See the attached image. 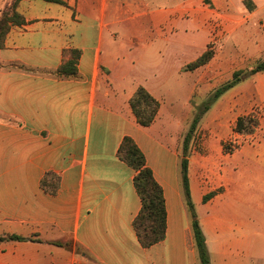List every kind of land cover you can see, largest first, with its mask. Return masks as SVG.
<instances>
[{
	"label": "crops",
	"instance_id": "obj_1",
	"mask_svg": "<svg viewBox=\"0 0 264 264\" xmlns=\"http://www.w3.org/2000/svg\"><path fill=\"white\" fill-rule=\"evenodd\" d=\"M61 1L19 0L25 22L11 25L0 48V264H199L179 176L184 136L178 146L168 142L160 119L184 115L197 90L203 101L264 60V0ZM210 45V62L185 70ZM73 49L81 52L78 74L65 77L58 69ZM139 87L160 102L149 127L130 106ZM213 106L205 137L197 148L195 131L188 151L211 264H264V141L221 161L223 143L240 138L237 118L264 117V71ZM127 136L165 197L166 237L149 248L133 227L136 172L117 155ZM242 164L253 171L249 180ZM49 174L60 180L55 194L42 186L53 183ZM10 236L24 240H2Z\"/></svg>",
	"mask_w": 264,
	"mask_h": 264
},
{
	"label": "trees",
	"instance_id": "obj_2",
	"mask_svg": "<svg viewBox=\"0 0 264 264\" xmlns=\"http://www.w3.org/2000/svg\"><path fill=\"white\" fill-rule=\"evenodd\" d=\"M59 4H65L61 0H45ZM19 0H15L11 5L4 8L0 14V48L4 45V39L9 31L11 25L23 24L25 20L17 12V5ZM215 51L212 45L198 57L194 62L185 67L187 71H194L200 67L205 66L214 57ZM81 52L79 50L65 51V61L58 69V73L65 77H75L78 74L77 64ZM264 71V60L259 62L255 68L249 72L237 71L234 73L231 81L227 82L219 89L214 91L203 104L204 107L194 119L191 129L184 139L183 155L179 163V174L181 184L183 186V193L187 207L192 220V229L195 241V249L197 251L199 264H211L210 254L207 248L206 239L203 234L199 219L194 211V205L191 198V191L189 186V159L188 151L189 144L196 131L200 118L206 114L215 102L228 90L233 88L242 80L259 72ZM130 106L137 123L142 127H149L155 121L159 110L160 102L155 99L145 88L139 87L134 96L130 100ZM258 112H251L237 118L234 131L240 135L247 136L255 132L260 126V118ZM226 148V147H225ZM228 150V148L226 149ZM118 157L132 168L136 174L134 176V186L141 199V210L133 222V227L137 234L138 240L142 247L149 248L166 237L167 232V212L165 205L164 192L160 184L155 180L152 170L147 166L145 156L137 144L131 137H125L118 150ZM53 179V183L48 186L45 180L42 181V186L47 191L55 194L59 187V177L49 174ZM215 193L206 195L203 199L207 202ZM2 240H24L18 236H10L2 238Z\"/></svg>",
	"mask_w": 264,
	"mask_h": 264
},
{
	"label": "rangeland",
	"instance_id": "obj_3",
	"mask_svg": "<svg viewBox=\"0 0 264 264\" xmlns=\"http://www.w3.org/2000/svg\"><path fill=\"white\" fill-rule=\"evenodd\" d=\"M15 0H3V8L1 9V13L4 10V8H6L7 6L11 5ZM6 3V4H5ZM119 33H123L122 31L118 30ZM124 33H129V32H124ZM250 42L245 43V46H249ZM212 47L214 48L215 51V46L212 45ZM244 45L242 46L241 51H239L238 55H242L244 53ZM253 66V65H252ZM252 70V69H250ZM249 70V71H250ZM248 71V72H249ZM247 72V71H246ZM193 80L194 82H196V76H190L188 78V80ZM242 83L239 82L238 84ZM236 84V85H238ZM235 85V86H236ZM205 91L202 89H199L196 91L195 93V97L193 100V103H191V106H189L188 108L184 109V115L179 114L178 115H174V114H170L165 112V115L163 118L160 119L161 124L163 125L165 131H168L169 134H172L173 139H170L171 137L168 135L167 137H164L168 142L170 141L171 144H173L174 146H178V144L176 143L175 139L179 140L180 137L187 136V134L189 133L191 126L194 122V119L197 117V115L200 113V111L203 109L204 107V103L206 102L207 98L204 99L203 101H201V98L204 96ZM211 108H215V106H212ZM181 109V107H180ZM189 111H192V115L190 117H188V121L187 123L184 122L183 120V116L185 118V116L187 115V113ZM258 115H260V126L258 127V129L255 130V132L251 135H247V136H243V135H239V140L235 142V140L233 139V137H228L227 142L223 143V155L225 157H221V161L226 164V166L229 164H231L233 156H228L229 153H235L238 152V150H240L243 147H250L251 145L256 146L257 144H260L261 142L264 141V117L261 116V113H257ZM208 120L207 118H205V114L200 118V121L198 123V126L196 128V133L197 131L200 132V134H205V131H208ZM232 127L231 125L227 122L226 123V128L225 130L228 131L230 130ZM195 134V133H194ZM199 134V135H200ZM202 134L199 135H195L196 136V140H195V145L198 148V145L201 143V140L205 137V135L202 138ZM194 136V135H193ZM226 147V148H225ZM228 148V150H226ZM182 152H183V146H182ZM199 151V149H197ZM201 154V152H200ZM226 172L228 171V167L226 168ZM253 171H251L249 169V167L246 164H242V169H241V179H243V181L245 180H249L251 178V174ZM180 176V174H179ZM229 176L228 172H227V177ZM181 182V179H180ZM182 185V184H181ZM183 188V186H182ZM218 191H222V188L219 189ZM184 194V193H183ZM193 201V199H192ZM187 205V203H186ZM193 205H194V211L197 215H199V212H201V207L200 206H196V204L193 201ZM188 208V207H187ZM190 214V213H189Z\"/></svg>",
	"mask_w": 264,
	"mask_h": 264
},
{
	"label": "built area",
	"instance_id": "obj_4",
	"mask_svg": "<svg viewBox=\"0 0 264 264\" xmlns=\"http://www.w3.org/2000/svg\"><path fill=\"white\" fill-rule=\"evenodd\" d=\"M261 25L264 27V19L261 21Z\"/></svg>",
	"mask_w": 264,
	"mask_h": 264
}]
</instances>
